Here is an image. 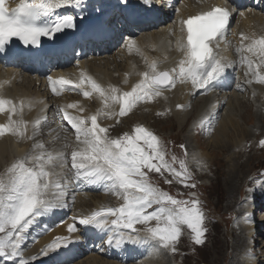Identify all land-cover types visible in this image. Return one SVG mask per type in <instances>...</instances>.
<instances>
[{
  "label": "snow or ice",
  "instance_id": "obj_1",
  "mask_svg": "<svg viewBox=\"0 0 264 264\" xmlns=\"http://www.w3.org/2000/svg\"><path fill=\"white\" fill-rule=\"evenodd\" d=\"M5 0H0V52H5L7 46L13 38L22 42L25 47L38 46L42 37L54 38L56 33L66 29H74V17L62 16L51 22H46L44 18L51 17L55 9L65 5L76 7L81 6L80 0H32L31 3H21L11 15L4 8ZM127 4V0H122ZM150 6V5H149ZM229 22V13L221 8H214L206 14L198 15L183 21L187 30L186 46L181 45V50L185 52L187 61H180L178 76L184 80H191L193 86L206 88L207 86L223 79L227 74V64L222 63L213 55L210 44L217 37L221 36ZM259 46L264 52V38L254 41L253 46ZM187 63V67H185ZM155 72V65L153 69ZM175 71V69H173ZM52 91L57 93L56 85H69L71 82L65 79L52 80ZM148 79L145 73V80ZM264 83V79L259 81ZM81 84L75 85L79 88ZM94 91L101 96L105 92L95 82L89 81ZM173 84L172 77L167 71L161 72L151 78L147 84L148 88L156 86H165ZM143 82L132 89L131 92H125L122 96L112 95L111 99L121 103L120 115H125L138 100L144 99L148 93L144 91ZM144 92V96L140 92ZM117 89L112 88L111 92L116 93ZM154 95H160V88H153ZM85 97L89 93H83ZM4 100H0V112L4 111ZM75 107V105H69ZM178 108L182 106L178 105ZM71 128L76 133V139L85 147L79 151H73L71 154V167L77 170L84 169L83 175L92 178L94 181L111 182L113 189L122 190L124 205L116 209H106L93 213L92 215L80 219L79 223L86 226H93L99 229L105 225L111 224L117 229H130L137 233L132 235L120 233L115 239V246L121 247L125 243L133 245H143L155 241L157 245L164 249L176 251L174 242L181 235V225H186L194 235V243L202 245L205 243L203 237L206 229L202 227L203 216L197 210V203L193 202L191 207L186 206L188 202L178 201L170 195L164 194L152 187L146 179V174L142 169L147 168L150 171L160 172L161 168H167L170 173L186 179L181 172H175L163 163V156L156 151L157 137L143 127L135 128V135L125 134L121 138L112 139L107 135V129L97 124V116H91V127H85V120L66 117ZM37 121V126H39ZM4 133L3 127H0V135ZM23 135V133H21ZM81 137L83 139L81 140ZM144 141L153 149V155H148L139 146V141ZM264 146V140L260 141ZM42 147V145H41ZM184 148V145H181ZM159 158L162 162L157 166L153 163L154 158ZM40 159V157H37ZM51 159V158H50ZM19 167L20 174L16 180L12 181L10 190H7L3 183H0V233H6L5 238L0 239V257L16 258L19 255L21 247L20 241L23 234L27 231L36 217H42L52 210L55 205L45 199V191L48 189V183L41 185L38 181L40 177L47 176L48 173L41 170L36 172L31 168L25 167L24 163L14 166L13 170ZM181 168L184 165L181 164ZM138 178V179H137ZM171 183V181H168ZM60 187V185H56ZM195 187V185H187ZM153 204L161 205L150 214H145L146 209L152 208ZM163 205H171L166 208ZM102 217H117L111 221L100 219ZM152 220L157 221L156 227L146 229L145 235L141 236L134 224H146ZM163 224V226H161ZM11 231H6L7 229ZM69 232L73 227L69 226ZM59 240V238H57ZM107 243L113 244V238H109ZM60 243L52 245L53 248H59ZM254 258V257H253ZM19 264H27L20 260Z\"/></svg>",
  "mask_w": 264,
  "mask_h": 264
},
{
  "label": "bare ground",
  "instance_id": "obj_2",
  "mask_svg": "<svg viewBox=\"0 0 264 264\" xmlns=\"http://www.w3.org/2000/svg\"><path fill=\"white\" fill-rule=\"evenodd\" d=\"M90 1H92V0H80V2H90ZM253 16L256 17V16H258V14L254 12V13L250 14L249 17L252 18ZM254 20H255L254 18L253 19L244 18V22H245L246 26L249 25V23H251L252 21L254 22V25H256V22ZM256 20H257V23L260 24V21L257 18H256ZM169 26H170V24L168 25V27ZM166 31H168V29ZM158 33L160 34L161 31H158L157 34ZM262 34H263V32L261 30H257V36H260ZM253 37L255 39V33H253V31L249 30L248 31V38L253 39ZM244 42L248 43L249 41L245 40ZM167 44L169 45L170 42ZM251 45H253V44H251ZM249 49L251 50V49H253V47H249ZM246 51L249 52L248 50H246ZM258 52L264 53L261 50H259ZM250 56H251V54L248 55V59L252 60V57L250 58ZM178 58H179V56H178ZM132 60H134V62H130L129 64H127L128 60L124 61L123 66L121 67L120 70H116V71L113 70V71H115L114 73L118 74V76L116 78H114L112 75H109L106 72L105 69L109 68L111 65V63H108L107 61L103 62V67H98V66L96 67L95 64L92 62L93 59L90 61L80 63V68L82 69L85 67L89 71L90 77H92V78L94 77L96 84H98L99 86L100 85L103 86L101 89L105 92V95L101 96L99 92L93 91L91 98H89L87 100H77V102L75 103V107H70V108L65 106V103L69 100V98H61V99L53 98L52 99V98L48 97V93L46 91H45V93L44 92L41 93L38 89H36L34 87V85H33L34 82H33L32 78L27 77L26 75H23V74H14L12 72H5V70L3 71L0 69V100H4L6 102L4 105V111L0 112V127H3V129H4V133L2 135H0V173L6 171L3 169V167L6 164V162H5L6 158H8V161L12 160L11 159L12 156H14L15 158H18V160H23L22 158H27L28 163H30V161H32L33 158L35 157V155L37 154L38 147H39V141L41 138L39 135V128L37 126V121H39L40 118H42L43 115L46 113L45 103H53L56 107L61 106V108H62L61 112H63L64 114L65 113L71 114L69 116L74 118V119H77V120H80V119L86 120L88 118H91V116H93V115L100 116V118L103 119L105 117V114H106L107 119L105 121H103L102 123H104V124L106 123V125H115V129L118 131L119 127H120V126L118 127V125H121V124L119 122L115 121V118L117 117V115H116V113H117V105H116L117 101L112 100L111 96L112 95L118 96V92H119L118 83H120V87H121L123 93H125V92H131L134 87H136L137 85L140 84V83L135 84L134 83L135 80H137V81L141 80L143 83H144V81L146 82V80L144 78V74L141 77L142 71H145L148 76L154 75L156 73V71H160V70H164V71L167 70L171 73V77L173 80V84H171V86H173V89H171V90L164 89V90L160 91V95H159L160 97L163 98V100H165V102L168 103L167 104L168 105L167 109H169L168 114H166V115L164 114L165 116L160 115L159 114L160 112L158 111L159 108H157L155 106L161 99L152 103L153 105L148 103L147 105L144 106V107H149L148 109H150L149 111H150L151 119H153V117H155V119L159 120L158 122H155V124H158L159 128H164L165 125L171 123L170 121L172 119H175L176 122L174 123V125L181 132L182 128L185 125L189 124L188 119L193 114H196L197 117H199L201 115V113L208 107V104L206 103L207 98H203L200 101H199L200 98L194 100L193 95L196 94V88H188L186 85H184V81H182L179 78L178 73H179V68H180V61H178L175 53L168 46L160 47V51L156 57L155 65L157 66V69L155 72L153 70H149L144 65H141V64L138 65L140 62L135 61V59L130 57L129 61H132ZM98 61H101V60H98ZM96 62H97V59H96ZM160 63H162V64H160ZM99 64L100 63H98L97 65H99ZM113 65H115V64H113ZM185 67H187V63H185ZM173 69H175V71H173ZM262 69L264 72V67ZM127 73H130V76L128 78H126ZM249 73L250 74L247 77H245V79L247 81H252L253 84L250 86L248 91H251V93L254 95V97H256L258 101H261L264 98V83H260L259 82L260 80H258V77L256 76V74L254 72H251L250 69H249ZM14 75H19V76H16V78H20V80L15 79ZM263 79H264V73H263ZM144 86H145L144 91L147 92L148 94H150V90L147 88V86L145 84H144ZM112 88L117 89L116 93L111 92ZM188 89H190L189 90L190 95L187 92ZM137 91L140 92V89H137ZM180 92L183 93L184 103H183V105H181L182 106L181 108H178L177 103H174L175 102L174 96ZM140 95L144 96V92H140ZM151 98H154V96H151L150 99ZM234 101H239V99L236 98V99H234ZM191 103H192V108H193L192 110L193 111L191 110L192 112L190 111V112L186 113V108H188L191 105ZM241 103L242 102L239 101V104H241ZM202 104H204V105L202 106ZM144 107L141 106L140 108H144ZM173 107L175 109H173ZM198 108H199V111H201V109H202V111L199 114H197ZM145 110H147V109H145ZM51 111H53V110H51ZM141 113L143 114L145 112L141 111ZM141 113H139V114L134 113V114L129 115L127 122L130 121L131 119L134 120L135 118L144 117V114L142 115ZM73 114H75L76 116L73 117ZM263 115H259V117L257 116L259 120H262V122L264 121ZM239 117L240 116H238L236 113L235 105L232 104L231 100H229L228 108L226 109V115L220 118V122H218V126H216V128L214 130V137H215L214 142H215V140H217L215 142L216 149H218L220 147L224 152L232 153L234 146H237L241 143V140L238 141V138H236L235 140L231 141V143L228 142L224 145L225 136L228 135L229 129L231 131H234L235 134H237L239 132L238 136L240 134H241L240 136L244 135L243 132L239 131V130H244L240 126L239 121L243 122L246 126H248L246 124L247 121L245 120L244 117H240V118ZM147 118H148V116H147ZM151 119L149 118L147 120H151ZM150 127H152V126H150ZM253 128H256V127H253ZM46 129H47V134L45 135L46 136L45 142H47V144H49V146L52 150L51 154H54L53 157L52 156L50 157L51 159L49 158V160H47L46 168L47 169L52 168V167L56 168L57 166L62 168V164L64 163L65 156L64 155L62 156L60 153L62 152L63 146L66 145L67 141H68V143L72 144V141L70 139H72L74 141L76 139L75 138L76 133L74 130L66 131V129H64L63 126L61 127L60 124H58V123H49L48 127ZM194 129H195V126H194ZM258 131H259V129L257 130V132ZM21 133H23V135H21ZM254 133L255 132H253V134ZM68 136H71L70 139H68ZM52 138H53V140H52ZM82 139H83V137H81V140ZM242 139L246 143L247 138L243 137ZM185 140L187 141V143H189L188 147H191V145H190L191 138L186 137ZM76 147L78 149H83L85 147V145H83L80 141H76ZM236 148H238V147H236ZM190 149H193V148H190ZM190 151H192V150H190ZM196 153H197V151H196ZM191 155H192V153H191ZM193 155H195V154H193ZM208 156H209V153H208ZM196 161H198V160H196ZM21 163L26 164L24 161H21ZM60 163H62V164H60ZM233 163H235V165H233L231 169L229 168L230 171H229V169H227V171H226V175L228 177V181L226 182V185H225L226 186V192L228 194L230 193L229 196H231V199H232V196H233L232 194L235 191L236 184L239 183L238 184L239 187H237L236 191H235V193H237V196L238 195L240 196V194L243 192L242 193L243 196H247V197L252 198V196L254 194L253 195L250 194L247 191L249 188L245 189L244 185L242 184V180L244 179V174H245L244 171L246 168V166H244V162L241 161L240 156L235 157L233 155V157H231V158L229 156L228 166L231 167V164H233ZM13 168H12L11 177L15 176L17 174V172L19 171L18 167H16L15 170H13ZM242 168H244V171L240 170ZM222 173L225 174L224 171ZM222 173L218 171V176L222 175ZM19 174H18V176H19ZM216 174H217V171H216ZM47 179L50 182V187L53 188L52 186H54V189L56 190V191H52V192L50 191L49 194H55L58 190L56 202L57 201L61 202L65 199L67 200V198H66L67 193H69V192H67V185L62 184V185H60V187H57L55 185L58 183L57 177H51L50 178V175H49V177H47ZM240 180H241V182H239ZM250 184H248L247 186H249ZM257 192L260 195H262V193H263L262 191H257ZM260 195H258V196H260ZM70 197H72V196H70ZM89 197H90V195H87V194H78V196L76 198L74 209L73 208L71 209V211H74V210L76 211L77 216H75L74 219L72 218L71 221L68 220L67 222H64L65 225L63 224V222L59 223V224L53 223V224L49 225V221H48L49 219L45 218L44 224H46V223L48 224V225L46 224L47 225V227H46L45 225L42 226V223H40L41 219H44V218H42L43 216L42 217H36L34 219L33 224L30 226L33 227V225H34L35 232H34V235L31 236V238L29 239V241H32L30 244H33V250L39 252V254H37L38 262H36L37 260H35L34 264H44L45 262L50 260V257L57 256L58 250L59 249L61 250L62 248H64V246H61L59 248H53L52 245H54L56 243H60L61 245H65L70 240L71 237H74L76 235V232L78 233L76 225L78 224V226H79L80 225V223H79L80 219L86 217L87 213L89 212L87 210L89 207V206H87V205H89L87 203H89V201H90ZM45 198L51 201V199H49L47 196H45ZM261 201L264 202V196H262V198H259V201L255 204V206L251 203L247 207L245 206L247 209L246 212L248 214L251 213V214L255 215L257 208L261 205ZM229 204H232V200H230V202L226 205H229ZM85 205L87 206L86 209L84 211H81V208L85 207ZM58 206H60V205H57L56 209H55V207L53 208L54 212L57 215H59L60 209L63 208V206H60V208H58ZM95 206H102V203L95 201ZM68 207H69V205L66 204L63 208V212H66L68 210ZM234 207H235V205H234ZM251 208H255V210H251ZM240 212L243 213L245 211L241 210L239 208L236 210V215H240ZM50 214H54V213L50 212ZM249 220H251V221H249L248 223H244V224L242 223V224L245 226L244 228L246 230V233H248L249 236H252L253 234H255L253 232V227H254L253 224L254 223H253L252 219H249ZM261 222H263V221H261ZM151 223H152V221H151ZM257 223H259V222H257ZM242 224H240V225H242ZM260 224L264 225V222L260 223ZM30 226H29V228H30ZM69 226H72L74 230L69 232V230H68ZM243 231H244V229H243ZM35 233H37V234H35ZM259 233H260V235H263L264 231H260V232H258V234ZM245 235H246V238L244 235H240L241 241H240V239L237 241H239L242 244V247H244V249H251V248H249L248 244L245 243L246 239L249 238V236H247V234H245ZM67 236H70V237H67ZM26 237L27 236H23V239H25ZM54 238H56V241L52 242V240ZM57 238H59V240ZM50 242H52V243H50ZM20 243H21L20 248L27 246V242H25L24 240L20 241ZM147 244L149 246L147 248V250H149V252H150V245L151 244H150V242ZM236 244H237V242H236ZM262 248L264 249V246ZM238 252H240V250ZM66 255L70 256L71 252H68ZM148 255H149V253H148ZM254 255L252 256V254H251V256L249 255L250 257H247V256L243 257L244 262H242V263L243 264H257V259H256L257 255L256 256H254ZM91 257L92 256H90V255L87 256V259L89 258V260H90V263H88V264H93L92 260L97 262V260H95ZM157 257H159V256H157ZM157 257H155V258H157ZM237 258H238V254H237ZM157 260H159V261H157ZM157 260L155 261L152 258H149V259L144 258V260L142 262H145L143 264H158V263L159 264H168L169 263V261L167 263L165 261H163L164 259L159 258ZM151 261H154V262L151 263ZM236 264H239V262H236Z\"/></svg>",
  "mask_w": 264,
  "mask_h": 264
},
{
  "label": "rangeland",
  "instance_id": "obj_3",
  "mask_svg": "<svg viewBox=\"0 0 264 264\" xmlns=\"http://www.w3.org/2000/svg\"><path fill=\"white\" fill-rule=\"evenodd\" d=\"M232 97L233 98H231L230 100H231L232 104L235 105L237 115L240 117H244L245 120L247 121V123L246 122L245 123L248 125V126H246L243 122L239 121L240 126L244 129V130H239V131L244 133L243 136H240L241 134L238 136L239 132L237 134H235L234 131H231L229 129V133H228V135H226L227 137L225 136L224 145L228 142L231 143V141L235 140L236 138H238V141L241 140V143L239 145L234 146L232 153L224 152L220 147L218 149H216L215 142L217 140H215V142H214V138H215L214 133L209 139H206V140H205V138H202V140H200L199 138H197L196 135H195V137L193 136V129L188 125L191 122H193V121L190 122L191 119H193V118L197 119L198 118L196 114H193V117H190L188 119L189 124L185 125L182 128V131L180 132L178 130V128L174 125V123L176 122L175 119H172L170 121L171 123L165 125L164 128H159L158 124H155V122H158L159 120L155 119V117H153V119H151L149 110H145V108L141 109L142 112L143 111L145 112L143 114L144 115L146 114L145 115L146 117L148 116V118L144 119L147 122L146 124H149V125L151 124L153 131L155 133L154 135L157 137L156 151L159 152L160 154H163V155L167 154V156H165V157L163 156V163H165L168 168L173 169L175 172H181L184 174V176L187 177L186 179H183V182H182V177L176 176L174 174V172L170 173L167 170V168H161V171L159 173L154 171V170L150 171L149 169L144 168V170L147 171V177L151 178L150 179L151 182H148V181L147 182L151 185V183H153V181H154L161 188H165V189L167 188L170 191L173 190V194H171L170 196L174 199H177V198L181 199L182 198V200L188 201L189 204L186 205L188 207H191L192 203L194 201L198 202L197 203V210L203 216L202 227L204 229H206L205 236L203 237V239L205 240V243L201 245V249L197 248L198 246L195 245L194 241L189 240L187 237H185L183 232L186 229V225L180 226L181 227L180 238H178V240L176 242H174V246L176 249L175 252H173L169 249H164L163 247H160L159 245H157L155 241H151L150 243H151L152 252H150V254H152V255L149 254V258H152L155 261L160 258V259H164L163 261H165L166 263L169 261L168 264H236V262H239V264H241L242 262H244L243 257H245V256L250 257L251 256V254L249 253L250 249H247L248 251L246 252V255H245V252L243 251L244 247H242V244L237 240L240 239V241H241L240 235H244L245 238H246L245 234H247V236H249L248 233H246V230L244 228L245 226L243 224L248 223L251 220H249V219L244 220L243 216L245 214H247L246 207L250 203L253 204V201H252V198L247 197V196H243V194H242L243 192L240 194V196L239 195L237 196V193H235V191H236V188L239 187V185H238L239 183L236 184V188H235L234 193L232 194L233 196L231 199V196H229L230 193L228 194L226 192V186L225 185H226V182L228 181L226 171H227V169H229V168L231 169L232 166L235 165V163H233V164H231V167L228 166L229 156H230V158L233 157V155L235 157L240 156L241 161L244 162V166H246L245 171H244V168L240 169L241 171H244V173H245L244 179L242 180V184L244 185L245 189L249 188L247 191L250 194H252V195L254 194L252 197L262 198V196H264V180L257 183V184H254L257 181L256 180L253 183L254 185L252 184L253 186H260L261 187L260 189L256 188L254 190V188L251 187V185L247 186L248 184H250L252 182V181H250V179L255 174L264 175V146H262L260 144V141L264 140V121L262 122V120L258 119L259 115L264 114V109H263L264 102L256 103V104L254 102H252L251 103L252 106H249L248 105L249 101H248V104H246L247 102L245 103L246 98L245 99L244 98L239 99V97L235 93H232ZM253 97H254V95H253ZM236 98H238L239 101H241L242 103L239 104V101H234V99H236ZM254 99L257 100L256 97H254ZM167 104L168 103L165 102V100H164L163 102L161 101L155 105L157 108L161 109V110H159L160 113L158 112L160 115L165 116L168 113V110L166 109ZM151 105H153V104H151ZM192 109L193 108L189 109L188 112H190ZM139 113H141V112H139ZM136 114H138V113H136ZM43 117H44V115H43ZM128 118H129V116L126 118L117 116L115 118V121H117L121 124L119 126L124 127L122 129V131L126 132V134H127V123H129V122L133 123L131 120L127 122ZM149 118L151 120H147ZM88 120L91 121L90 118H88ZM134 120H140V119L135 118ZM86 122H87V119L85 120V127H89V125L86 124ZM218 122H220V119L218 120ZM218 122H217L216 126H218ZM253 127H256V128H253ZM109 129H111V128L109 127ZM258 129H259V131L257 132ZM253 132H255V133L253 134ZM39 134L41 135V133H39ZM107 134L109 136V130H107ZM44 136L45 135H42V137H44ZM133 136H134V133H133ZM169 137H170V139H169ZM186 137L191 138V140H190L191 147H188L189 143H187V141L185 140ZM243 137L247 138L246 139L247 144L242 139ZM68 139H70V138L68 137ZM42 140H43V138H42ZM52 140H53V138H52ZM173 140H175L176 143H174ZM43 143H45V140L43 141ZM66 143L70 144V143H68V141ZM181 145H184L185 147L182 148ZM246 145H247V147H246ZM64 146H66V145H64ZM64 146H63L62 152L60 153L62 156L64 155V151H65ZM236 147H238V148H236ZM190 148H193V149H190ZM46 149H47V151H49V148L47 145H46ZM190 150H192V151H190ZM196 151H197V153H196ZM187 152H189V153H187ZM191 153H192V155H191ZM208 153H209V156H208ZM193 154H195V155H193ZM193 156L195 157L194 161H193ZM13 157L14 156H12L11 161H8V158L5 159L6 164L3 167V169L6 171L0 173V183H3V185L5 186V188L7 190H10L12 181L16 180L18 177V174L20 173V170H19L15 176L11 177L12 168L14 167V165L15 166L17 165V162H19V161H16L15 157L14 158ZM200 158L203 160V162L204 161L206 162V164H207L206 168L207 169L205 171H209V172H207L203 175L204 178L200 179V181L202 182V184L204 186L202 188L200 186L197 188V186H196L192 189V191H195L198 193V197L196 198V200H191L189 197H187L185 195V191H187L188 187L190 189L191 186L186 187V186H184V184L189 183L190 179L193 178V176L189 174V171L191 170V168L195 169L197 167L196 164L199 161H201ZM196 160H198V161H196ZM19 163H21V162H19ZM64 163H65V160H64ZM64 163L62 164V168L57 166L56 168L52 167V168L47 169L43 165H41V167L48 170V171H46V173H48V175L45 177H49V175H50V178L51 177H57L58 183L55 185H62V184L67 185V192H69L70 184L65 177L66 168L64 167L65 166ZM153 163L156 164L157 166H159V164L162 162L160 160L157 161V158H154ZM181 164L184 165V168H181ZM37 165H38L37 162H33V164H31L29 166H25V167L31 168V169L35 170L36 172H40V167L39 166L36 167ZM230 169H229V171H230ZM194 171L196 172V175H195L196 178L199 179L197 171L196 170H194ZM216 171H217V174H216ZM218 171L221 173L224 171L225 174L222 173V175L218 176ZM253 172H255V173L252 174ZM168 181H171V184L168 183ZM239 182H241V180ZM44 183H48V185H49V187L46 191H48V190H50L51 192L56 191L54 189V186H52L53 188L50 187V182L47 178L45 181L42 182V185ZM189 185H191V184H189ZM155 189L158 190V188H155ZM261 189H263V191ZM257 191H262L263 192L262 195H260ZM163 193L166 194L165 192H163ZM6 194H7V192H5L4 194H0V195H6ZM81 194L90 195V197H89L90 201H89V203H87V204H89V205H87V206H89L87 209L88 211H90L94 208L101 207V206H95V201L102 203V205L103 204H109L111 202V201L107 202L108 196L105 194H102V195H91L89 193H81ZM257 194L260 196H258ZM167 195H169V194H167ZM70 196H72V197H70ZM77 196H78V194L70 193V195H69V193H67V197H66L67 200L66 201H68L69 203H73V206L70 204V206L68 207V210L66 212H68L70 215L68 216V219L65 220L64 222H67L68 220L71 221L72 218L74 219L75 216H77L75 210H74L75 212L71 211L72 208L74 209ZM239 198H242V199L246 198V199L243 200V202L238 203ZM113 199H115V198H113ZM230 200H232V204L226 205L230 202ZM247 200H249V202ZM206 202H207L209 209L211 211V215L214 218L208 216L207 205H205ZM155 205H157V204H155ZM234 205H235V207H234ZM56 206L57 205H55V208H56ZM87 206L85 205V207L81 208V211H84ZM163 206L166 208L172 207L171 205H163ZM201 208H205V210L203 211V210H201ZM239 208L241 210H244L245 212H243V213L240 212V215H236V210ZM156 209H158V208H156ZM156 209H154L152 206V208L146 209L145 214H147V213L150 214ZM258 211L259 210L256 211V217H254V219L250 218V219H252V221L254 223L253 226L254 225L257 226L260 223L264 222V212L261 213L260 211L259 212ZM228 217H231V218L227 220L226 218H228ZM259 217H262V218H259ZM214 221L216 222L215 224H214ZM261 221H263V222H261ZM64 222H63V224L65 225ZM257 222H259V223H257ZM40 223H43V219H41ZM46 224H44V225L47 227L48 224L47 225ZM240 224H242V225H240ZM156 226H157V221H155V220H152V223L150 221L146 224H139V223L134 224V228L138 230V233L141 236L145 235L147 228L156 227ZM161 226H163V224H161ZM76 227H77V229H79L81 231L78 224L76 225ZM243 229H244V231H243ZM261 229H262L261 231H264L263 228H261ZM128 230H130V229H128ZM6 231H11V229L9 228ZM258 232H260V231H258ZM258 232L255 234L256 235L255 237H259L260 239H263L257 243V244H259L258 245V251L259 252L261 251V252H260V254H258V256H256L257 254L254 255V253H252V256L253 255L256 256L257 264H262V263L264 264V252H263L264 249L262 248L264 246V237H260L262 235H260V233L258 234ZM133 233H135V232H133ZM257 234H258V236H257ZM5 235H6V233H0V239L5 238ZM23 236H27L26 232L23 234ZM251 237L252 236H249V238H251ZM249 238L246 239V241H245L246 244H248L247 241ZM22 240L27 242V246L19 249V255L16 258H10L11 259L10 264H19V261L22 260V258H24L23 260L28 263L31 260L29 257L31 255H33L34 253H36V257L38 258L37 254H39V252L33 250V244H28V241H29L28 237H26L25 239L22 238L21 241ZM54 241H56V238H54L52 240V242H54ZM101 241H102V239H101ZM254 241H255V239H254ZM52 242H50V243H52ZM236 242H237V244H236ZM252 242H253V240L251 239L249 241L248 246H249V248L254 249V251H255L256 245L250 246L252 244ZM260 244H263V245H260ZM239 250H240V252H238ZM237 254H238L239 259L237 258ZM91 256H92L91 258L97 260V262L92 260L93 264H120L117 262L105 261L104 259H102L98 256H95V255H91ZM157 256H159V257H157ZM147 257H148V255H147ZM155 257H157V258H155ZM6 258H8V257H0V259H2V261H3V259H6ZM37 258L35 260H37ZM89 258L87 259V257H86V258L82 259L81 261H79L75 264H88V263H90ZM35 260L30 264H34ZM143 260H144V258L142 259V261ZM142 261H140V262H142ZM157 261H159V260H157ZM152 262H154V261H151V263ZM0 264H1V260H0Z\"/></svg>",
  "mask_w": 264,
  "mask_h": 264
}]
</instances>
